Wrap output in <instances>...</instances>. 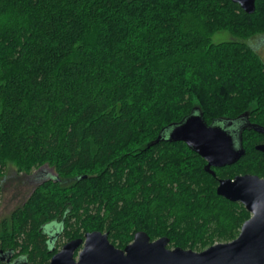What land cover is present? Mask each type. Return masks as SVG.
I'll return each instance as SVG.
<instances>
[{"label": "trees", "instance_id": "16d2710c", "mask_svg": "<svg viewBox=\"0 0 264 264\" xmlns=\"http://www.w3.org/2000/svg\"><path fill=\"white\" fill-rule=\"evenodd\" d=\"M222 31L233 40L213 43ZM257 36L264 0L251 15L231 0H0V180L37 181L0 222V264H48L93 231L119 249L140 231L197 252L235 239L250 214L217 181L264 178V133L238 131L245 153L215 177L183 142L149 144L197 113L264 131Z\"/></svg>", "mask_w": 264, "mask_h": 264}, {"label": "water", "instance_id": "95a60500", "mask_svg": "<svg viewBox=\"0 0 264 264\" xmlns=\"http://www.w3.org/2000/svg\"><path fill=\"white\" fill-rule=\"evenodd\" d=\"M256 1L231 0L248 15L255 12ZM226 127L227 124L207 125L201 113L192 114L171 125L167 137L159 134L149 145L160 140L183 142L205 160V172L215 177L213 168L230 166L245 153ZM250 129L264 133L256 126ZM255 150L264 153V144L256 145ZM217 182L218 196L240 203L250 214L238 236L230 242L217 243L197 252L168 248L167 237L151 241L140 231L134 234L132 242L119 249L110 242L108 233L93 231L63 244L48 264H264V179L245 174Z\"/></svg>", "mask_w": 264, "mask_h": 264}, {"label": "rangeland", "instance_id": "374dc122", "mask_svg": "<svg viewBox=\"0 0 264 264\" xmlns=\"http://www.w3.org/2000/svg\"><path fill=\"white\" fill-rule=\"evenodd\" d=\"M233 40L227 32H217L212 36L213 43H221ZM264 61V36L254 37L246 42ZM52 173V171L50 170ZM32 176L16 174L14 168L7 169L6 175L0 180V222L8 218L11 213L20 207L31 194L34 185L37 183ZM59 243H64L62 238L58 239ZM62 246H60L59 250Z\"/></svg>", "mask_w": 264, "mask_h": 264}, {"label": "flooded vegetation", "instance_id": "af4514ba", "mask_svg": "<svg viewBox=\"0 0 264 264\" xmlns=\"http://www.w3.org/2000/svg\"><path fill=\"white\" fill-rule=\"evenodd\" d=\"M248 126V124H246V123H240V122H237V123H232L230 126H229V124H227V127H226V129H227V131L229 132V133H231L232 135H236L237 134V132L238 131H242V130H251L250 128H249V126ZM260 140H264V137H262V138H260ZM259 144H264V141H262V142H260ZM258 144V145H259ZM264 154V153H263ZM262 179H264V178H262ZM8 262V261H7Z\"/></svg>", "mask_w": 264, "mask_h": 264}]
</instances>
